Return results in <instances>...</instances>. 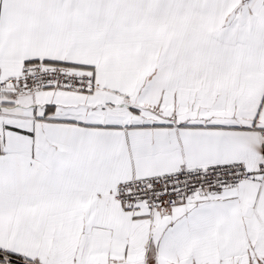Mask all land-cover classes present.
<instances>
[{
  "label": "snow or ice",
  "instance_id": "6c2138e0",
  "mask_svg": "<svg viewBox=\"0 0 264 264\" xmlns=\"http://www.w3.org/2000/svg\"><path fill=\"white\" fill-rule=\"evenodd\" d=\"M0 264H264V0H0Z\"/></svg>",
  "mask_w": 264,
  "mask_h": 264
}]
</instances>
